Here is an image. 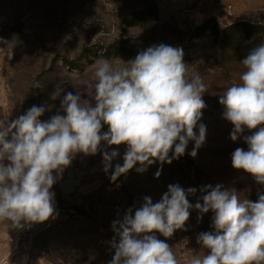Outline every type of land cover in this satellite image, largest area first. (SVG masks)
<instances>
[{"label":"clouds","instance_id":"obj_1","mask_svg":"<svg viewBox=\"0 0 264 264\" xmlns=\"http://www.w3.org/2000/svg\"><path fill=\"white\" fill-rule=\"evenodd\" d=\"M183 57L182 48L160 44L139 52L124 67L101 60L90 85L91 100L69 92L47 121L40 118L49 109L33 105L0 122V221L23 229L54 219L53 185L75 154L95 155L102 144L107 146L102 153L105 173L120 155L113 146H126L123 164L116 163L112 171L113 182L137 163L140 172L156 161L171 164L185 154L189 141L194 142L189 155L195 158L206 141V126L199 123L206 86L198 74L189 77ZM241 63L245 71L240 83L228 87L219 103L223 118L233 125L231 140L242 137L247 144V150L238 147L232 153L233 169L264 185V43ZM105 125L107 132L102 131ZM195 191L169 185L159 202L145 197L134 216L129 210L122 221H114L119 241L111 243L109 264H178L172 246L155 233L170 238L184 227L193 207L188 196ZM205 191L203 204L195 208L213 213V231L198 235L197 243L207 254L195 256L190 264H264V194L253 202L219 184Z\"/></svg>","mask_w":264,"mask_h":264},{"label":"rangeland","instance_id":"obj_2","mask_svg":"<svg viewBox=\"0 0 264 264\" xmlns=\"http://www.w3.org/2000/svg\"><path fill=\"white\" fill-rule=\"evenodd\" d=\"M149 1L0 0V122L23 115L33 105L49 109L40 118L47 121L60 111L66 93H79L82 100L92 99L94 88L90 85L95 83L99 61L124 67V62L135 59L148 47L166 44L183 49L189 77L198 74L206 86L202 96L206 107L199 123L207 129L206 141L195 158L189 155L194 147L189 141L185 154L171 164L156 161L140 172L137 163L115 182L111 180L112 171L116 163L123 164L125 145L113 146L120 155L107 173L102 155L106 145L102 144L95 155L75 154L51 189L55 194V218L23 229L7 225V234L0 236V264H109L114 255L111 243L119 241L113 222L122 221L129 210L134 216L145 197L159 202L169 185L187 191L196 174L224 189L235 190L241 200L255 202L264 194V185L231 164L235 149L247 150V144L242 137L231 140L233 125L223 118L224 107L219 99L228 87L240 83L245 68L241 60L223 57L213 26L222 29L226 25L214 18L206 28L209 18L194 28L181 29L173 21L159 19V15L152 20V16L139 13L142 7L150 9ZM259 11L242 17L264 20ZM131 17L135 20L132 25L127 22ZM119 41H123L126 51L106 55L103 48ZM59 89L60 95L52 99ZM102 131H108L107 125ZM195 131L198 133V128ZM69 172L80 183L67 193L60 184ZM199 216L190 211L184 227L170 238L155 233L172 246L178 264H190L195 256L207 254L197 243L202 233ZM17 230L22 233L13 240Z\"/></svg>","mask_w":264,"mask_h":264},{"label":"trees","instance_id":"obj_3","mask_svg":"<svg viewBox=\"0 0 264 264\" xmlns=\"http://www.w3.org/2000/svg\"><path fill=\"white\" fill-rule=\"evenodd\" d=\"M150 9L142 7L139 13L141 15L152 16V20H157L159 15L158 6L156 0H150L148 2ZM260 15L264 17V10L259 11ZM129 24L135 22L134 17H131L127 21ZM214 22V18H210L206 24ZM213 31L216 33L219 47L222 51L223 57L233 60H243L249 51L258 45L264 43V20H256L249 17H240L230 24H227L224 28L220 29L217 25L213 26ZM123 41L115 42L108 47L103 49L106 51V55L111 54H121L123 51H126V46ZM194 183L191 188H194L196 191L194 194L188 196L190 203L193 205L191 208V213H199V227L202 232L213 231L211 227L213 213L209 211L208 213H201L195 208L196 203L203 204L202 197L206 195V187L212 185L215 187L217 184L214 181L205 180L204 178L199 177L196 174L194 178Z\"/></svg>","mask_w":264,"mask_h":264},{"label":"crops","instance_id":"obj_4","mask_svg":"<svg viewBox=\"0 0 264 264\" xmlns=\"http://www.w3.org/2000/svg\"><path fill=\"white\" fill-rule=\"evenodd\" d=\"M156 3L159 19L173 21L181 29L194 28L209 18H216L225 26L237 18L264 10V0H156ZM1 223L0 236H5L8 222Z\"/></svg>","mask_w":264,"mask_h":264},{"label":"water","instance_id":"obj_5","mask_svg":"<svg viewBox=\"0 0 264 264\" xmlns=\"http://www.w3.org/2000/svg\"><path fill=\"white\" fill-rule=\"evenodd\" d=\"M79 183H80V179L73 178V173L69 172L68 178L60 184V187L63 191L70 193L71 188L79 185Z\"/></svg>","mask_w":264,"mask_h":264},{"label":"built area","instance_id":"obj_6","mask_svg":"<svg viewBox=\"0 0 264 264\" xmlns=\"http://www.w3.org/2000/svg\"><path fill=\"white\" fill-rule=\"evenodd\" d=\"M209 32V29L207 30V33ZM21 231L20 230H17L15 233H14V235H13V240L14 239H17V238H19V236L21 235Z\"/></svg>","mask_w":264,"mask_h":264}]
</instances>
